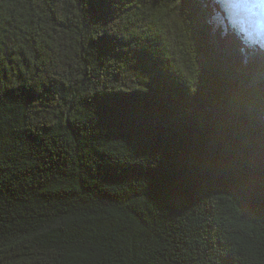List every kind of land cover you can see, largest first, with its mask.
<instances>
[{"label":"trees","instance_id":"16d2710c","mask_svg":"<svg viewBox=\"0 0 264 264\" xmlns=\"http://www.w3.org/2000/svg\"><path fill=\"white\" fill-rule=\"evenodd\" d=\"M204 0H0V264H264V53Z\"/></svg>","mask_w":264,"mask_h":264},{"label":"clouds","instance_id":"9594fccd","mask_svg":"<svg viewBox=\"0 0 264 264\" xmlns=\"http://www.w3.org/2000/svg\"><path fill=\"white\" fill-rule=\"evenodd\" d=\"M206 23L221 37H232L244 63L264 53V0H204Z\"/></svg>","mask_w":264,"mask_h":264}]
</instances>
